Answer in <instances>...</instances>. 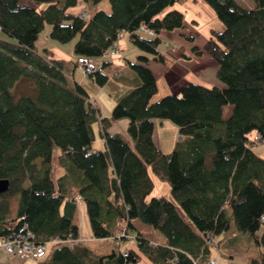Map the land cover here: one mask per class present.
I'll return each instance as SVG.
<instances>
[{
  "label": "trees",
  "instance_id": "trees-1",
  "mask_svg": "<svg viewBox=\"0 0 264 264\" xmlns=\"http://www.w3.org/2000/svg\"><path fill=\"white\" fill-rule=\"evenodd\" d=\"M100 1L0 0V180L9 181L0 194V237L26 226L34 243L47 244L36 264H141L143 257L152 264H209L212 245L229 251L241 231L264 249V230L257 234L264 221V157L252 148L264 143V0H253L252 7L203 0L223 28H210L206 42L192 49L216 61L222 83L188 81L156 101L148 61L164 62L160 34L184 28L177 7L184 0H108L109 11L87 14L88 5ZM80 4L86 6L78 10ZM46 23L57 42L75 38L73 59L37 47ZM121 33L139 49L135 61L127 60L136 82L102 117L66 65L93 59L98 69L85 74L102 87L118 71H107L113 62L101 57ZM21 78L33 90L15 96ZM121 118H128L126 134L110 130ZM157 119L178 127L181 138L169 152L154 141ZM95 121L105 149L92 146ZM55 146L63 174L53 180ZM153 176L168 183L169 194L151 195ZM81 203L93 237L111 239L110 251L98 253L82 241ZM122 219L125 236L119 237ZM136 220L158 229L165 242H151ZM233 226L237 234L214 241ZM131 241L136 247L127 246ZM247 264H264V251Z\"/></svg>",
  "mask_w": 264,
  "mask_h": 264
},
{
  "label": "crops",
  "instance_id": "crops-1",
  "mask_svg": "<svg viewBox=\"0 0 264 264\" xmlns=\"http://www.w3.org/2000/svg\"><path fill=\"white\" fill-rule=\"evenodd\" d=\"M203 0H184L183 3L177 5L181 10H183L184 18H185V26L184 28H177L173 31H163L160 36V44L158 48L161 52L164 53V62L153 61L150 59L148 61L149 67L153 71V74L156 75L157 87L158 90L152 98V100H157L158 98L166 95L170 92L177 93L182 86H184L188 81H193L196 83H201L208 86L213 84H221L218 82L216 74L217 66L216 61H214L208 54L205 52L196 53L192 49V45L201 46L206 39L208 38L211 29L207 28L204 25L205 20L203 19L204 13L210 12L212 17H215L214 11L212 9H208ZM86 6L85 4H80L77 6L78 10ZM210 10V11H209ZM214 10V9H213ZM206 17V16H205ZM204 17V18H205ZM206 27V28H205ZM213 28V27H211ZM128 36V33H124ZM124 35V36H125ZM185 35L193 36V41H189L184 38ZM123 36V38H124ZM121 39V49L128 48L131 52V55L124 56L115 60L112 65H107V71H118L115 78L108 80L104 85H98L96 82L91 80L87 75L75 66L72 68L70 64L66 65L67 71L72 78L75 79L80 85H82L91 98L94 99L95 104L100 109V114L102 117L110 115L111 107H114L115 102L121 98L129 89H131L136 82V77L134 71L127 64V60L132 61L131 58L133 55L139 53V49L135 46V44L131 43L129 38L126 41L125 39ZM165 39L164 46H162V40ZM135 46L138 51H136L130 45ZM160 46V47H159ZM52 51L53 55L57 58H64L65 60H71L74 57L72 56L73 50H69L65 47H56V45L49 47ZM135 53V54H134ZM136 58L133 60L135 61ZM132 61V62H133ZM211 68L213 73H209L208 70ZM79 70L81 73L79 74ZM160 81V85H159ZM162 86V87H161ZM162 88V91L160 90ZM107 109V112L102 114L103 108ZM230 113V106H225L224 111ZM128 118H121L120 120L115 121V124L111 126L110 130L115 132H121L126 134V126H127ZM99 124V123H98ZM153 138L155 139V143L157 146L164 149V151H168L173 149L176 141L181 137L178 136V127L173 124L170 120L167 119H157L155 120V130L153 132ZM105 141L100 144V146H93L94 149H105ZM59 149L53 148L52 153L54 154L52 157V169L55 174L53 176V180L63 174V168L58 163V155ZM153 180H157L153 176ZM156 182V181H155ZM154 182V184H155ZM78 207V218L77 221L79 223V234L83 238L82 241L85 242L88 246L94 247L95 250L100 252H107L113 248V243L109 238H96L93 237L91 226L89 223V216L86 213V205L81 203ZM148 237V236H147ZM151 242L157 243L160 242L163 244L165 242V238L161 239L160 237H148ZM127 246L130 248L136 247L134 242L131 241L127 243ZM37 259V258H36ZM35 258H20L18 256L9 255L7 252H3L0 250V264H36L37 260ZM217 264L218 260H215ZM141 264H152L147 258L143 257Z\"/></svg>",
  "mask_w": 264,
  "mask_h": 264
},
{
  "label": "rangeland",
  "instance_id": "rangeland-1",
  "mask_svg": "<svg viewBox=\"0 0 264 264\" xmlns=\"http://www.w3.org/2000/svg\"><path fill=\"white\" fill-rule=\"evenodd\" d=\"M241 4H243L246 7H252L253 6V0H238ZM205 3V2H204ZM206 4V3H205ZM208 9H212L208 4H206ZM102 8L106 11L110 10V2H108V0H102L100 2H98V4H94V3H90V5H88L87 7V14H91L95 9H99ZM210 11V10H209ZM204 14L203 19L205 20L204 25H206L207 28H215V29H219L222 30L223 28V23L220 21L219 18L217 17H212L210 12L208 13H204V11H202ZM212 13V12H211ZM205 27V28H206ZM50 28H52V26L49 23H46L44 25V28L41 30V32L39 33L38 39L36 41L37 47L42 50V47L46 46L47 47H51L56 45V47H65L69 50H73V43H74V39L68 41L67 42H57L54 38L49 36V31ZM126 41L128 40V36L125 35L124 38ZM163 44L162 46H164L165 43V39L162 40ZM130 47L134 48L136 51H138V49L129 44ZM160 47V46H159ZM135 54V53H134ZM120 57L116 56V55H110V54H105L104 57H101V59H105V60H109L110 62H114L115 60L122 58L124 56H129L131 55V52L129 51V49L127 48H123L121 49L120 52ZM72 56H75V54L72 52ZM137 54L133 55V57L131 58V60L133 61L136 58ZM101 59L99 58L98 61H101ZM212 69L209 68L208 72L211 74L213 73L211 71ZM78 73L80 74L81 72L79 70H77ZM87 75V74H86ZM87 77H89L87 75ZM217 79V78H216ZM19 82H17V84H15L13 91L15 92V96H18L21 93H31L33 88L30 84L31 81H27L24 78H21L20 80H18ZM218 82H220L218 80ZM222 83V82H220ZM159 85H160V81H159ZM162 87V86H161ZM160 87V90L162 91V88ZM154 98V97H153ZM152 100V99H151ZM227 106H230V108H232V105L228 104ZM101 109H103L102 114L104 112H107V109H105V106H103V108L101 107ZM114 108L111 107V110H113ZM111 110H109V112H111ZM225 116L229 115L230 113L226 112L224 113ZM93 131L95 134V138L93 140V146H100L101 143H103V138L101 136V130L99 128V124L97 121H95L93 123ZM252 137L254 135H256V133L253 131L251 132ZM56 149H59L58 147L55 146ZM253 151H255L257 154H260L262 157H264V143L263 142H255L254 146H252ZM51 174L54 175L55 172L51 171ZM155 186L152 190L153 193H151V195H159L161 196L162 194L167 195L170 193L169 191V185L167 182L165 181H158L155 180ZM19 200V195L15 194L12 197L11 201V207L13 210H16V206ZM136 223L138 224V228L140 229V231H142L146 236L154 238V237H160L161 239H164V234H161V232L154 228L153 226L151 227V224H147L144 222H140L139 220H136ZM262 230H264V221L261 223L259 230L257 231V234L262 232ZM233 233H238V230L235 229V226H233L232 228H230L226 233H223L221 235H219L214 241H222L224 242V239L233 234ZM233 242H231L232 247L231 249L228 251H223L221 249V247L219 248L218 246H214L212 245L211 247V252H212V257L215 260H218L219 264H247L248 260L250 257H258L262 251H264L262 246H257V244L255 243L256 241L253 240L252 236L247 232H239V234L237 235V237H233L231 239Z\"/></svg>",
  "mask_w": 264,
  "mask_h": 264
},
{
  "label": "built area",
  "instance_id": "built-area-1",
  "mask_svg": "<svg viewBox=\"0 0 264 264\" xmlns=\"http://www.w3.org/2000/svg\"><path fill=\"white\" fill-rule=\"evenodd\" d=\"M82 13H84L82 11ZM147 30L144 26L141 27V30ZM151 32L150 30H147ZM122 33L119 36V39L115 42L114 48L111 49L110 54L121 56L120 55V39L122 37ZM78 66L82 68L84 73H91L98 69L93 59H89L88 57H80L78 59ZM79 199V197H77ZM80 200V199H79ZM80 202V201H79ZM125 219L120 221V233L119 237L125 236ZM19 231H15L10 234L8 237H0V250L3 252H7L9 255L18 256L20 258H37L42 256L45 252H47V244L44 242H36L34 243V235L31 230L27 229L26 226L18 229ZM209 264H216L214 259L209 261Z\"/></svg>",
  "mask_w": 264,
  "mask_h": 264
},
{
  "label": "water",
  "instance_id": "water-1",
  "mask_svg": "<svg viewBox=\"0 0 264 264\" xmlns=\"http://www.w3.org/2000/svg\"><path fill=\"white\" fill-rule=\"evenodd\" d=\"M8 185H9L8 179H1L0 180V194H1V192L8 190Z\"/></svg>",
  "mask_w": 264,
  "mask_h": 264
}]
</instances>
